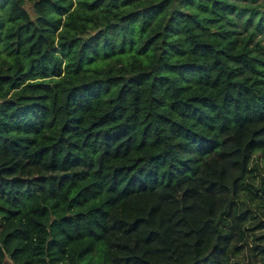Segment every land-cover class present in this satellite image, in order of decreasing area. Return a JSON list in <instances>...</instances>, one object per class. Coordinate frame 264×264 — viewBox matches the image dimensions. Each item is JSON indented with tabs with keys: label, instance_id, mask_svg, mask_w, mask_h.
Returning a JSON list of instances; mask_svg holds the SVG:
<instances>
[{
	"label": "trees",
	"instance_id": "obj_1",
	"mask_svg": "<svg viewBox=\"0 0 264 264\" xmlns=\"http://www.w3.org/2000/svg\"><path fill=\"white\" fill-rule=\"evenodd\" d=\"M258 1L0 0V264H238Z\"/></svg>",
	"mask_w": 264,
	"mask_h": 264
},
{
	"label": "rangeland",
	"instance_id": "obj_2",
	"mask_svg": "<svg viewBox=\"0 0 264 264\" xmlns=\"http://www.w3.org/2000/svg\"><path fill=\"white\" fill-rule=\"evenodd\" d=\"M258 2H264L259 0ZM257 165V170L254 166ZM251 174L244 181L248 189L255 186L260 190L262 178H264V161L254 159L250 165ZM249 192L244 190L236 201V207L232 216V227L240 229L246 236L245 240L238 242L242 246V252L238 264H264V213L259 205L264 202L257 198L259 191ZM263 223V224H262ZM1 229V228H0Z\"/></svg>",
	"mask_w": 264,
	"mask_h": 264
}]
</instances>
